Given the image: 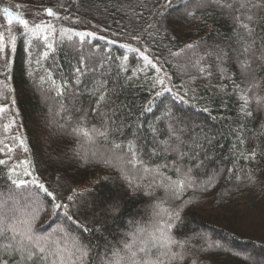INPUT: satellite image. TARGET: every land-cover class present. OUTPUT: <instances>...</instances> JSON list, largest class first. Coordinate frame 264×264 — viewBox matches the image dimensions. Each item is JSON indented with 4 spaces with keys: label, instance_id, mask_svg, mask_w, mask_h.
Wrapping results in <instances>:
<instances>
[{
    "label": "trees",
    "instance_id": "16d2710c",
    "mask_svg": "<svg viewBox=\"0 0 264 264\" xmlns=\"http://www.w3.org/2000/svg\"><path fill=\"white\" fill-rule=\"evenodd\" d=\"M8 1L31 30L8 25L0 10L3 44L15 43L0 53V206L37 212V235L62 238L69 248L78 241L87 255L76 264H114L132 241L126 233L151 229L174 212L173 251L182 259L172 264H260L243 253L264 252V0L0 3ZM30 94L36 105H52L53 117L39 121ZM241 95L251 116L241 111ZM53 121L66 126L57 137L47 134ZM167 139L169 152L160 148ZM92 140L126 162L132 145L143 164L121 170L93 162L86 154L97 150L86 144ZM66 142L55 162L48 153ZM185 177L183 189L169 188ZM147 206L161 212L154 216ZM221 239L237 253L216 246Z\"/></svg>",
    "mask_w": 264,
    "mask_h": 264
},
{
    "label": "snow or ice",
    "instance_id": "6c2138e0",
    "mask_svg": "<svg viewBox=\"0 0 264 264\" xmlns=\"http://www.w3.org/2000/svg\"><path fill=\"white\" fill-rule=\"evenodd\" d=\"M208 3H220V0H207ZM203 6V4H201ZM223 6V5H222ZM230 7V5H227ZM3 12L7 18L8 25H12L15 21L25 31L31 30L29 28V21L22 18L19 14L14 15L8 8H4ZM194 13H190L192 15ZM48 16H54L55 13L51 10H47ZM251 19V16L248 17ZM40 28V25L36 26ZM50 27V26H49ZM249 33L251 29H248V25H243ZM43 30V29H41ZM91 35V33H89ZM45 41L48 40V36L43 37ZM51 48L52 45L48 44ZM189 47H192L189 45ZM15 43L13 41V50ZM5 45L3 44V35L0 34V53H4ZM247 52V49H244ZM10 55V53H9ZM46 55V54H45ZM147 59V57H144ZM242 69L249 67V62L245 61L241 65ZM203 71V69H201ZM77 83L79 82V75L83 74L82 68H76ZM159 83L163 84L161 80ZM250 90V89H249ZM168 91H171L168 89ZM241 100L244 105L241 109L246 116H251L252 112L247 110L249 98L247 95H241ZM104 95H100L99 100L103 101ZM259 103V98H257ZM6 111L5 108L0 107V112ZM81 134L90 140L92 134L87 129H78ZM99 136H105V132H99ZM23 143V142H22ZM116 147H119L117 145ZM129 152H132V158L129 163L133 167L142 165L143 161L136 159V153L132 145L128 147ZM177 151L179 149L177 148ZM183 155V153H181ZM251 158H255V153L251 154ZM107 163V161H105ZM4 163L0 161V164ZM167 167V165H165ZM144 171L148 172L150 169L144 167ZM177 174H180V169H176ZM27 175H31L30 172H26ZM127 179V177H126ZM170 179V178H169ZM38 184L39 189L43 190L48 196L55 200L53 193L49 192L43 183L34 181ZM187 180L186 177L178 179L175 182L169 184V188L175 191L177 188L183 189ZM13 183H16L13 181ZM24 181H20V184H24ZM19 186V185H17ZM190 186V185H189ZM71 199V197H69ZM56 209H67V205L55 204ZM67 215V211H65ZM38 213L35 211L24 212L19 207L13 205L12 207L0 206V241H7L4 244L3 249H0V264H76V258L83 259L87 255L86 249L78 243L73 241L72 247L69 248L63 239L53 238L52 235H37L33 231L35 221ZM179 219V212H174L168 215L167 220H157L151 229L141 228L138 230V234L133 235L132 241L125 242L124 249L126 255L122 257L119 252L116 253L114 264H121V261L128 260L130 264H172V261L182 259V256L173 251V246H179V242L176 241L171 235V229L173 227V221ZM62 231V230H59ZM139 242V243H138ZM142 254V255H141ZM139 257V259H137ZM167 258V260L165 259Z\"/></svg>",
    "mask_w": 264,
    "mask_h": 264
},
{
    "label": "rangeland",
    "instance_id": "374dc122",
    "mask_svg": "<svg viewBox=\"0 0 264 264\" xmlns=\"http://www.w3.org/2000/svg\"><path fill=\"white\" fill-rule=\"evenodd\" d=\"M12 4L13 3L9 2V1L7 3H5V4H1L0 3V10H3L4 8H7V7H12L11 6ZM12 8H14V7H12ZM9 29H11V27H9ZM5 44L11 50V47H13V41H12V39H10ZM30 96L32 97L33 100H35V105H36V101L39 100L38 97H37V95L36 94L35 95L30 94ZM46 103L48 105L47 107H44V104H40V103H39V105H36V110L38 112L37 113V116H36L37 119H39V116H45L48 119H50V116L53 117V109L54 108L52 107V105L50 106V104L48 102H46ZM57 116H60V114L58 113ZM39 121H41V119H39ZM71 122H72V119H69V121L66 120V124H69ZM170 123H171V120H169V124ZM56 126H57L56 121H53V123L49 127V132L47 134H49L51 137L52 136L54 137V136L58 135V131L61 130V128H65L66 127L64 125L57 126V127ZM41 129L44 130L42 127H41ZM153 137L156 138L157 135L154 134ZM57 140L60 141V138L57 139ZM186 141H187L188 147H190L191 146V142H192L191 139L190 140H186ZM86 144L88 146L89 145H94L97 148L96 151H94V150H89L88 151L86 149L87 150L86 154H88L91 157V161L96 162L98 160H105V161H108L109 163H114L121 170H124L127 167H129V168L132 167V164L131 163L126 162L125 160H123V158H121L115 152H113L112 149H114V148L110 147L109 148L110 150L107 149V147H105V148L103 147L102 148V146H101V148H100V146L97 145L98 143L96 142V140H92L91 142L86 143ZM62 145H63V147H62V149L60 151H58V153H54V154L53 153H50V154L48 153V155H50V156L52 155L53 156V160H55V162L59 161L62 158L61 157L62 156L61 154H63V152H66L67 151V150H65V148H69L70 147V144L67 143V142L64 143V144H62ZM179 146L181 147V145H179ZM123 147H125V146H123ZM120 148H122V147L119 146V147L115 148V151H118ZM160 148H161V150H164L165 152H169L170 149H171V147H170V139H167L166 141L162 142ZM179 152L185 154L183 152V145H182V149H179ZM109 153H112V154H110L111 155L110 157H109ZM156 153H157V150L155 151L154 155H156ZM92 159H95V160H92ZM168 190H170V189H168ZM153 207L147 206L145 208V210L148 211L149 213H151L154 216H155V214L159 215V213L161 211L158 208H156L155 206H153ZM113 212H114V209L113 208L112 209L111 208L108 209V215H111V214L113 215ZM99 221H103V220L101 219ZM97 223L98 222H96V224ZM130 224L131 223H127V225H130ZM96 227H98V226H96ZM139 229H141V228H135V229L133 228V230H135V232L132 233V234L131 233H126L127 234V237L128 238H132L133 235L138 234V230ZM97 233L100 234V235L102 234V231H101V228L100 227L98 228V232ZM77 238H79V237L76 236V239ZM215 243H216L215 245L218 246V247H220V248H225V249H227L230 252L237 253V249L229 241H225V240H222L221 239L219 241L217 240V242H215ZM243 255H245L247 258L249 257V258H254V259L258 260L260 262V264H264V252H262V251H259V250H256V249L253 250V251L252 250L251 251L246 250V251H244ZM80 260H82V259H80L78 257L76 258V262H78ZM68 264H70V262H68Z\"/></svg>",
    "mask_w": 264,
    "mask_h": 264
}]
</instances>
